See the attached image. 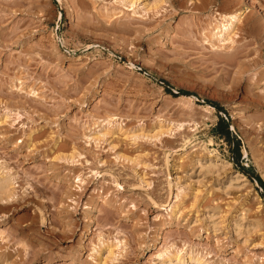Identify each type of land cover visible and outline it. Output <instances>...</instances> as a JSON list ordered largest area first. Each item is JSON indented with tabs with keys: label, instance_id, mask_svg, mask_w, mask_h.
Returning <instances> with one entry per match:
<instances>
[{
	"label": "rangeland",
	"instance_id": "obj_1",
	"mask_svg": "<svg viewBox=\"0 0 264 264\" xmlns=\"http://www.w3.org/2000/svg\"><path fill=\"white\" fill-rule=\"evenodd\" d=\"M152 1L0 0V264H264V0Z\"/></svg>",
	"mask_w": 264,
	"mask_h": 264
},
{
	"label": "bare ground",
	"instance_id": "obj_2",
	"mask_svg": "<svg viewBox=\"0 0 264 264\" xmlns=\"http://www.w3.org/2000/svg\"><path fill=\"white\" fill-rule=\"evenodd\" d=\"M115 1L120 2L122 5L127 6V7H133L134 5L139 3L141 5V9L143 10V12H146L148 9H150L149 8V5H150L149 0H115ZM159 1H161V0H153L152 4L154 2V3H157V5H158ZM153 5H155V4H153ZM253 5L254 4H252V7H253ZM246 11H249L248 6L246 7V9L238 10L235 13H231V14L229 13V14H225V15L223 14V15H220V17L216 16L214 18L215 26L213 25L214 32L212 34V37L215 38L216 40H218V42H226L229 40L233 41V38L232 37L229 38V37H227V35H231L233 33L235 27L241 21V19L244 16ZM134 14H137V12L134 11ZM222 45H225V43H223ZM263 58H264V54H263ZM4 116H5V118H7L9 115L6 114ZM236 177L238 178V177H240V175H237ZM13 185H14L13 177L9 173L4 171L2 166H0V202H7V201H10L11 199L14 198V196H15L14 187L15 186H13ZM112 253L113 252H111V254ZM190 263L191 264H203L200 260L193 259V258H191Z\"/></svg>",
	"mask_w": 264,
	"mask_h": 264
},
{
	"label": "trees",
	"instance_id": "obj_3",
	"mask_svg": "<svg viewBox=\"0 0 264 264\" xmlns=\"http://www.w3.org/2000/svg\"><path fill=\"white\" fill-rule=\"evenodd\" d=\"M217 129H219L220 133L229 136L230 132L228 130V125L225 120L220 119L217 125Z\"/></svg>",
	"mask_w": 264,
	"mask_h": 264
}]
</instances>
